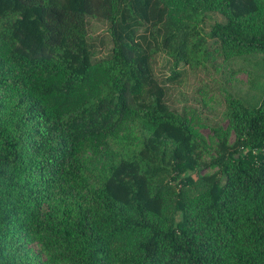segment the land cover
Instances as JSON below:
<instances>
[{
	"label": "trees",
	"instance_id": "1",
	"mask_svg": "<svg viewBox=\"0 0 264 264\" xmlns=\"http://www.w3.org/2000/svg\"><path fill=\"white\" fill-rule=\"evenodd\" d=\"M209 13L224 55L264 54V0H0V264H264V93L203 161L153 72L199 61Z\"/></svg>",
	"mask_w": 264,
	"mask_h": 264
},
{
	"label": "rangeland",
	"instance_id": "2",
	"mask_svg": "<svg viewBox=\"0 0 264 264\" xmlns=\"http://www.w3.org/2000/svg\"><path fill=\"white\" fill-rule=\"evenodd\" d=\"M218 13L207 14L205 25L200 26L204 42V55L198 62L180 64V75L175 81L168 78L173 70L172 60L157 55L153 60V72L166 89L167 103L176 114L186 118L197 141L205 149L203 161L215 153L217 131L227 129L226 106L230 99H238L245 106L257 107L264 93V54L226 56L212 40L209 30L215 22H222ZM88 42L96 59L104 58L112 48L109 24L93 17L87 19ZM233 140V134H230ZM214 170H204L212 173ZM39 254L36 243L30 244Z\"/></svg>",
	"mask_w": 264,
	"mask_h": 264
}]
</instances>
